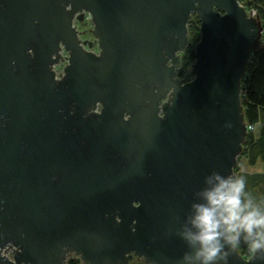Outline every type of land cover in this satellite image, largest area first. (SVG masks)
<instances>
[{
  "label": "water",
  "instance_id": "water-1",
  "mask_svg": "<svg viewBox=\"0 0 264 264\" xmlns=\"http://www.w3.org/2000/svg\"><path fill=\"white\" fill-rule=\"evenodd\" d=\"M263 31L238 0H0V264H181Z\"/></svg>",
  "mask_w": 264,
  "mask_h": 264
},
{
  "label": "clouds",
  "instance_id": "clouds-1",
  "mask_svg": "<svg viewBox=\"0 0 264 264\" xmlns=\"http://www.w3.org/2000/svg\"><path fill=\"white\" fill-rule=\"evenodd\" d=\"M204 183L205 188L195 194L201 200L191 203L177 232L190 250L183 254L181 264L188 260L228 264L226 250H235L241 243L264 264V206L246 191L244 178L213 172Z\"/></svg>",
  "mask_w": 264,
  "mask_h": 264
},
{
  "label": "trees",
  "instance_id": "trees-1",
  "mask_svg": "<svg viewBox=\"0 0 264 264\" xmlns=\"http://www.w3.org/2000/svg\"><path fill=\"white\" fill-rule=\"evenodd\" d=\"M238 2L246 11L258 12V20L264 28V0H238ZM261 41L264 45V34ZM250 55V62L240 81V101L245 124L252 127V130L247 131L239 156H242L249 166L261 163L263 171L260 174L248 175L242 172L237 176L244 178L247 192L259 188V194L264 195V47L251 52ZM240 247L247 257L249 252L247 245L241 243ZM65 264H79V260L70 257Z\"/></svg>",
  "mask_w": 264,
  "mask_h": 264
},
{
  "label": "rangeland",
  "instance_id": "rangeland-1",
  "mask_svg": "<svg viewBox=\"0 0 264 264\" xmlns=\"http://www.w3.org/2000/svg\"><path fill=\"white\" fill-rule=\"evenodd\" d=\"M263 30H264V28H263ZM263 34H264V31H263L262 35ZM262 35H261V37H262ZM250 57H251V55H250ZM249 62H250V59H249L247 64H249ZM262 171H263V169H262L261 163H257L254 166H249L248 164L245 163V160L242 156H239L237 158V164H236L235 173H234L235 176H237L238 174H240L242 172L248 175V174H260V173H262ZM258 189H254L250 193L255 197L257 203L264 206V195H260ZM70 257H75V256H70ZM140 263H142V261L134 259L131 264H140ZM79 264H81L80 261H79Z\"/></svg>",
  "mask_w": 264,
  "mask_h": 264
},
{
  "label": "built area",
  "instance_id": "built-area-1",
  "mask_svg": "<svg viewBox=\"0 0 264 264\" xmlns=\"http://www.w3.org/2000/svg\"><path fill=\"white\" fill-rule=\"evenodd\" d=\"M249 12H250V13H253L254 11H253V10H250ZM240 95H241V94H240ZM249 130H252V127L246 125V132L249 131ZM231 175H235V174H234V169H233V172H232ZM250 252H251V250L249 249L248 255H249Z\"/></svg>",
  "mask_w": 264,
  "mask_h": 264
}]
</instances>
